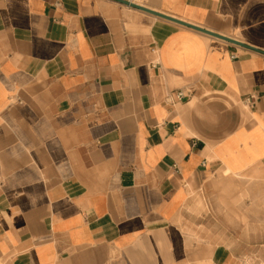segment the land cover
Returning a JSON list of instances; mask_svg holds the SVG:
<instances>
[{
	"label": "crops",
	"instance_id": "1",
	"mask_svg": "<svg viewBox=\"0 0 264 264\" xmlns=\"http://www.w3.org/2000/svg\"><path fill=\"white\" fill-rule=\"evenodd\" d=\"M127 1L257 50L0 0V264H264V0Z\"/></svg>",
	"mask_w": 264,
	"mask_h": 264
},
{
	"label": "water",
	"instance_id": "2",
	"mask_svg": "<svg viewBox=\"0 0 264 264\" xmlns=\"http://www.w3.org/2000/svg\"><path fill=\"white\" fill-rule=\"evenodd\" d=\"M115 1H117V2H119V3H121V4H124V5H127V6H129V7H132V8L138 9V10H141V11H143V12L149 13V14H151V15H154V16H157V17H160V18H163V19H167V20H170V21L176 22V23H178V24H180V25H184V26L189 27V28H192V29H194V30H197V31L203 32V33H205V34L211 35V36H213V37H217V38H220V39L226 40V41H228V42H230V43H233V44H235V45H240V46L248 47V46H246V45H244V44H242V43H240L239 41H236V40H234V39H230V38H228V37H225V36H222V35H218V34H216V33H214V32L209 31V30L203 29V28L198 27V26H195V25H191V24L186 23V22H184V21H181V20H179V19H176V18L170 17V16H168V15H165V14H163V13H159V12H157V11H153V10H151V9H149V8L143 7V6H141V5H138V4H136V3H133V2H131V1H127V0H115ZM248 48H250V49H252V50H257V49H254V48H252V47H248ZM262 53H264V52H262Z\"/></svg>",
	"mask_w": 264,
	"mask_h": 264
},
{
	"label": "rangeland",
	"instance_id": "3",
	"mask_svg": "<svg viewBox=\"0 0 264 264\" xmlns=\"http://www.w3.org/2000/svg\"><path fill=\"white\" fill-rule=\"evenodd\" d=\"M257 196L264 197V191L258 193ZM251 207L254 208V213L256 216V220H255L256 225L260 227H264V203H256L253 204ZM258 238L261 239V242L257 243L256 246L254 247L255 251L253 258H255L256 260H261L264 259V235H261Z\"/></svg>",
	"mask_w": 264,
	"mask_h": 264
},
{
	"label": "built area",
	"instance_id": "4",
	"mask_svg": "<svg viewBox=\"0 0 264 264\" xmlns=\"http://www.w3.org/2000/svg\"><path fill=\"white\" fill-rule=\"evenodd\" d=\"M183 96V93H179L178 98H181ZM169 100H171V98H169ZM256 101V96L255 95H249L246 98V102L248 105L253 106L255 104Z\"/></svg>",
	"mask_w": 264,
	"mask_h": 264
}]
</instances>
